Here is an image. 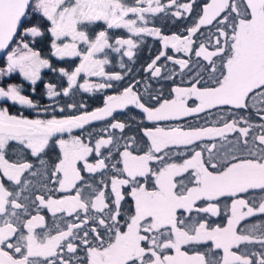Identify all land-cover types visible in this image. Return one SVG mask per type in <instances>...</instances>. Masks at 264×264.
<instances>
[{"label": "snow or ice", "instance_id": "1", "mask_svg": "<svg viewBox=\"0 0 264 264\" xmlns=\"http://www.w3.org/2000/svg\"><path fill=\"white\" fill-rule=\"evenodd\" d=\"M194 2L177 5L176 0H169L168 7L175 6L174 15L180 17L192 11ZM164 7L160 0H133L132 4L126 0H0V50L11 48L6 67H0V77L19 73L35 85L41 79V69L58 71L67 77L68 86L62 90L65 96L77 85L81 73L108 81L123 79L120 73L105 71L110 62L106 50L119 53L126 47L123 54L131 58L137 45L130 37L111 42L109 29L125 28L137 36H160L165 48L170 45L177 52L193 51V37L202 27L215 29L208 34L206 43H200L195 50V56L207 62V80L197 73L190 87L171 90L172 99L161 102L159 96L153 97L158 106L141 102L134 90L135 83H139L136 81L118 94L107 96L103 107L81 111L79 115L58 118L56 108L50 111L46 106L43 111L50 118L29 119L0 107V264H264V221L250 225L246 234L238 231L242 221L264 217V195L244 198L252 192L264 194V123L256 125L250 117L240 116L224 122L222 127L146 128V150L141 148L139 152L135 136L115 137V130L123 133L126 128L119 121L102 129L94 141L91 134L88 139L71 135L74 129L111 117L114 111L129 105L141 109L148 121L159 122L220 106L246 110L251 101L256 115L264 120V0H209L194 26L186 30V36H161L157 28L138 26V21L147 23L146 14L161 12ZM30 13L33 20H27ZM26 20L29 26H25ZM97 22L107 27L96 32L90 26ZM49 33L52 55L80 58L73 71L53 67L40 51L30 47L29 36L43 41ZM17 36L19 42L15 40ZM12 43L16 47L12 48ZM161 57L173 60L161 51L147 65L146 71L153 77L161 74V67L157 66ZM174 62L182 69L189 64L183 59ZM120 66L123 68V63ZM45 87L50 98L61 94L52 83ZM79 87L92 91L111 88L112 84L85 80ZM192 98L198 103L189 107ZM0 101L39 107L22 94L21 83L4 80H0ZM59 111L63 113L64 108ZM256 128L260 129L259 134H253ZM64 133L69 134L68 139L63 138ZM229 133L238 134L235 141L228 140ZM58 135L61 138L57 139ZM205 137L223 138V151L217 153V145L212 144L203 149L209 153L207 159L203 151H195L182 163L169 162L170 147L193 145ZM120 139H125L123 145L119 144ZM11 142L16 143L19 153L27 152L38 164L22 158L7 159ZM56 146L59 155L49 164L45 157ZM91 156L96 157L93 163L89 162ZM115 156L119 160L110 164ZM153 164L157 166L153 168ZM109 168L114 170L110 180H101L96 186L87 183L81 174L82 169L89 174H103ZM185 173H189L188 182L178 181ZM148 177L153 179L151 186L147 184ZM49 182L59 187L36 195L31 200L36 214L22 219L21 212L28 215L29 209L28 203L20 202L29 200L23 193L33 187L45 189ZM7 183L19 190L10 191ZM52 191L74 194L55 199ZM126 198L133 204L125 213L122 209ZM220 198H231L224 226L212 227L202 218L193 220V212L218 216ZM197 202L205 206L197 207ZM41 208L54 217L58 213L75 214L79 222L68 223L64 228L55 225V234L52 230L38 233V228H47ZM92 211L95 214L89 215ZM209 243L211 247L206 251L196 250ZM242 243L259 244L261 250L242 252ZM81 248L84 255L77 257ZM217 252L222 254L218 256Z\"/></svg>", "mask_w": 264, "mask_h": 264}, {"label": "flooded vegetation", "instance_id": "2", "mask_svg": "<svg viewBox=\"0 0 264 264\" xmlns=\"http://www.w3.org/2000/svg\"><path fill=\"white\" fill-rule=\"evenodd\" d=\"M128 3V2H127ZM130 4V3H128ZM130 18H132L130 16ZM103 24V26L107 27L103 22H100ZM117 32L120 33V35H125V39L127 38H132L134 37L133 33H129L127 29L125 28H118V29H110L109 35H116ZM21 35H23V30L21 29ZM50 35V33H49ZM142 35H147V33L142 34ZM151 36V35H150ZM30 37V36H29ZM17 42L20 40V36H17L15 38ZM44 43V42H42ZM51 43V42H50ZM50 43H49V49L50 48ZM12 48L16 47V43H12L11 45ZM32 47V46H30ZM162 51H170L171 53H174V58L175 60H187L186 56H189V54H185L182 51L177 52L174 48H172L170 45L165 48L164 44L162 42ZM11 48L6 49V51L3 53L2 57L0 58V67H6V56L7 52L10 51ZM36 50V49H35ZM125 51H127V48H122L121 54H123ZM191 53V52H190ZM195 53V52H194ZM52 54V52H51ZM106 54L110 57L109 60L112 62V60L115 59V55L118 54V52H115L113 50H106ZM56 57V56H55ZM57 58V57H56ZM65 59H73V58H79V57H64ZM80 63V58L77 63V66ZM207 64V62H201V63H191L189 62L187 68H181L180 65L174 63H164L160 64L159 67H161V74L158 76V78H146L141 80V88L139 87H134V90L138 92V94L141 96V102L146 103V106L149 107H155L158 106L152 99L153 97L159 96L161 99V102L165 99H172L173 98V93L172 89L175 87H181V88H186L191 86V81L193 78L196 76L197 73H199L205 80L208 78V73L205 71L204 66ZM76 66V67H77ZM75 67V68H76ZM19 73H13L10 74L8 77H15ZM83 77L82 79L80 78ZM80 76L77 79H81L79 81V85L83 84L85 80L90 81L91 83H105L106 80H102L98 77L95 76H86L84 73H81ZM8 77H0V80L7 79ZM5 81V80H4ZM138 81V80H137ZM108 83V82H106ZM128 87V86H127ZM105 90H111L110 88H104ZM83 92H94V93H100L103 89H93L92 91H85L82 89ZM123 91L119 90L117 91L116 89L113 90L111 95H116L119 92ZM107 97L104 96V100ZM54 97H51V99ZM85 100V99H84ZM5 101H0V104H2ZM198 101L195 100V98H192L188 101V106L189 107H194ZM249 109L246 110H236L233 108H230V106H220L218 108H214L211 110H206L205 112H201L199 114H193L189 115L186 117H181L179 119H173V120H166V121H148L146 119V115L142 112L141 109L136 108L133 105H129L125 109L117 110L114 111L113 115L111 117H107L103 120L99 121H93L88 125H85L83 129H74L71 133L73 136H81L82 138L88 139L89 134H91V138L96 139L98 138L99 134L101 133L102 129L108 127L112 122L119 121L121 123H124L126 125V128L123 130V133L120 132V130H115L114 135L117 138H120L123 136L124 138L135 136L137 140L136 144V149L137 152H139V149L145 148V146L148 143L147 137L143 135V131L146 128H155V127H164V128H169V127H182L185 130H188L189 128H195V127H222L224 122H231L233 119H238L240 116H248L250 117V122L253 124H261L264 123V120H262L259 116L256 115V108H253L251 106V101ZM3 105V104H2ZM104 105V103H103ZM102 105V106H103ZM100 106V107H102ZM82 108H85L84 103L81 104ZM259 107V106H257ZM99 108V107H97ZM96 109V108H95ZM95 109L89 110L88 112H91ZM81 111L74 115H79ZM60 118V117H58ZM32 119V118H29ZM243 126V125H241ZM260 129L256 128L253 132V134H259ZM237 133H229L227 134L228 140L235 141L237 137ZM61 138L59 135L57 136V139ZM64 139L69 138L68 133L63 134ZM125 143V139H120L119 144L123 145ZM225 141L223 138L216 137L214 139L205 137L200 141H196L193 145L189 146H172L170 147L167 151L169 153L170 160L169 162H176V163H182L183 160L185 159H190L191 156L194 154L195 151H203V149L207 146L210 147L212 144L217 145V153L220 151H223L221 149V144H224ZM58 147V146H57ZM122 151V147L120 148ZM146 150V148H145ZM113 152L115 153V149H113ZM214 153V154H217ZM204 158L207 159L209 156V153L207 151H203ZM96 157L91 156L89 157V162L93 163L95 162ZM119 160L118 156H115L113 160H111L109 163H116ZM118 167H122V165L118 164ZM157 165L153 164L152 167L155 168ZM82 176H84L85 180L89 184H93V186H96L99 184L101 180H104L105 182L109 181L111 176L114 174V170L109 168L105 171H103V174L101 173H96V174H89L85 170L82 169ZM188 177L189 173L183 174V176L178 177L177 180L179 181L180 179H183L185 183L188 182ZM141 183H144L145 180L144 178H141L140 180ZM153 183V179L151 177L147 178V184L151 186ZM191 186V185H189ZM56 189L59 187L58 184H56ZM19 189H17L18 191ZM127 191V189H125ZM40 194H47L45 192H38V191H30V192H24V196L31 197L28 201H24L23 199L20 201L21 203H28L29 204V209H28V215H25L21 212V218L22 219H27L30 218V215H35L37 212V209L35 205L31 204V200L35 199L36 195ZM53 198L59 199L62 198L64 195H69V194H74V193H64V192H59V191H52L50 193ZM260 195H264L259 192H252L249 194H246L244 198H249L251 199L252 196L259 197ZM47 198V195H46ZM133 204L132 200L130 198H126V200L123 202V211L126 213ZM230 205H231V198H220L219 200V207H220V214L218 216H212L210 214H204V213H196L193 212L191 214L193 220L196 219H206L210 226L215 227L217 225L219 226H224L227 222V215L230 210ZM205 204L203 202H197V207H204ZM39 212L41 215L45 217V221L47 224V228L45 229H37L36 231L38 233L52 230V234H55V225H59L61 228H64L66 224L68 223H78L79 221L76 219L75 214L72 216H69L67 213H58L55 217L52 215L51 212H49L45 208L39 209ZM95 212L92 211L89 213V215H94ZM84 213L82 210H80V217L83 218ZM264 221V217L257 216L254 218H249L245 221H242L240 225H238V231L241 232V234H246V229L252 225L253 223H258ZM192 221H189L191 223ZM92 225H88V227H91ZM86 230V229H85ZM26 234V230H23ZM79 235H82V231L79 233ZM211 247V244H205L201 246H197L196 250L198 251H206L207 248ZM261 250V246L259 244H248V243H242L240 245V251H248V252H259ZM222 253L217 252L216 255H221ZM77 257H83L84 251L83 249H79L77 253L75 254ZM65 258H68L66 255Z\"/></svg>", "mask_w": 264, "mask_h": 264}, {"label": "trees", "instance_id": "3", "mask_svg": "<svg viewBox=\"0 0 264 264\" xmlns=\"http://www.w3.org/2000/svg\"><path fill=\"white\" fill-rule=\"evenodd\" d=\"M208 1L209 0H195V2L193 3L192 11L190 13L184 12L182 16L177 17L174 15V13L177 11V8L175 6L168 7L169 0H160L161 5L165 6L164 10L154 14H146L147 23L145 24L138 21V26L157 28L160 30L161 36H171L173 34L186 36L188 35L186 30L194 26V23L198 19V16L202 14L201 9L203 5ZM126 2L132 4L133 0H126ZM176 2L177 5H179L184 3H192V0H176ZM27 20H33L31 13L27 17ZM27 20L25 22V26H29L27 24ZM90 27L93 28L96 32L106 28L100 22H97ZM108 31H110V29ZM210 32H214V28L211 26H204L193 37L195 43L193 45V51H191L189 55L190 57L186 58L187 61L191 63L206 62L202 58H195L194 52L198 48V45L200 43H206L208 34ZM111 37V42L114 43L116 38H124L125 35L121 36L120 33L117 32L116 35H112ZM133 40L135 41L137 46L133 49V56L131 58L124 54L118 53L117 55H115V59L111 62L109 60L110 57L107 55V58L110 62L105 66V71L108 73H120L123 77V79L120 81H108L106 78L100 77V79L106 80V82L112 84V87L110 88L111 90L103 89L100 93L83 92L82 88L79 87V81L83 78L80 76L81 79H77V85H75L70 90L69 94L65 96L62 94V90L63 88H66L68 86L67 77L63 76L58 71L53 72L50 69L45 68L41 69V79L38 80L35 85H32L31 82L24 80L23 77H21L19 74H17V76L15 77L16 79H14V77H8L7 79H4L6 83H21L22 94L28 95L34 101V103L39 105V107L29 108L27 106L13 103L12 101H6L2 104L3 106L8 108L9 113L12 115H20L32 119H47L50 118V114L43 111L46 106L49 107L50 111L52 107H55V114L57 115V117L70 116L78 113L79 111H89L102 106L104 103V96H110L113 90H122L130 84H134V82H136L137 80L139 81V83H135V86L141 88V80L146 78H158V76L153 77L149 71H146V69L147 65L151 63V61L155 59V57L162 51L161 46L163 41L160 36H150L148 34L140 36L134 35ZM28 42L30 43V46L40 51L42 57L48 59L52 66L57 69L65 68L66 70L71 72L77 66L79 58H56L51 54V51L49 49V43L51 42L49 34L48 38H45L43 41H41V38L28 37ZM165 52L167 56L173 57V60H167L166 57H161V59L157 61L158 67L160 66V64L174 63L175 61L174 53H171L168 50H166ZM101 58H103V56H101ZM121 63H123L124 65L123 68L120 66ZM48 83L56 85V90L61 94L52 99L48 98L46 95L45 87ZM82 103H84L85 108L81 107ZM69 104H75L77 107L68 108L67 106ZM59 108H64V112L61 113L59 111ZM17 153H19V148L17 147L15 142H11V147H9L6 151L7 159H9L10 161H14L22 158L24 160H27L28 162L33 163L34 165L38 164V162L27 152L19 153V155H17ZM58 155L59 148L56 146L50 149L48 156H46L45 159L48 160L49 164H51L55 161V158ZM6 186L10 191H17V189H19L11 183H7ZM55 186L56 184L49 182L47 188L45 189L37 190L36 187H33L26 192L38 191L48 193L50 189H56ZM30 198L31 197H29V199Z\"/></svg>", "mask_w": 264, "mask_h": 264}, {"label": "rangeland", "instance_id": "4", "mask_svg": "<svg viewBox=\"0 0 264 264\" xmlns=\"http://www.w3.org/2000/svg\"><path fill=\"white\" fill-rule=\"evenodd\" d=\"M208 2H209V1H208ZM214 31H215V29H214ZM134 35H135V34H134ZM209 50H211V49H209ZM182 52H184V51H182ZM184 53H185L186 55H187V54L190 55V52H184ZM189 57H190V56H186V58H189ZM194 57L197 58V57L195 56V54H194ZM202 59H203V58H202ZM99 78H100V77H99ZM46 95H47V94H46ZM47 97H48V96H47ZM48 98H50V97H48ZM133 106H134V105H133ZM0 107H5V106L0 105ZM102 107H103V106H102ZM117 110H121V109H117ZM117 110H116V111H117ZM93 111H94V110H93Z\"/></svg>", "mask_w": 264, "mask_h": 264}, {"label": "water", "instance_id": "5", "mask_svg": "<svg viewBox=\"0 0 264 264\" xmlns=\"http://www.w3.org/2000/svg\"><path fill=\"white\" fill-rule=\"evenodd\" d=\"M6 50H0V58L2 57L3 53L5 52Z\"/></svg>", "mask_w": 264, "mask_h": 264}]
</instances>
